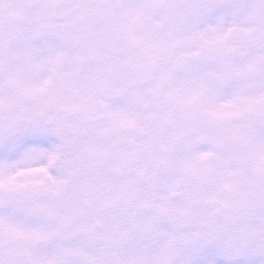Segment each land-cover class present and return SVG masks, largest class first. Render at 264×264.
I'll return each instance as SVG.
<instances>
[{
    "label": "snow or ice",
    "instance_id": "6c2138e0",
    "mask_svg": "<svg viewBox=\"0 0 264 264\" xmlns=\"http://www.w3.org/2000/svg\"><path fill=\"white\" fill-rule=\"evenodd\" d=\"M0 264H264V0H0Z\"/></svg>",
    "mask_w": 264,
    "mask_h": 264
}]
</instances>
